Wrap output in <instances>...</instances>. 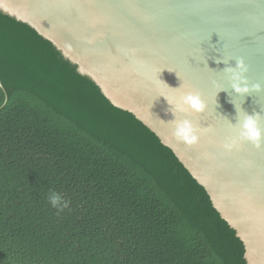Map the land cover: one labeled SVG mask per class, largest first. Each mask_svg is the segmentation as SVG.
<instances>
[{
  "label": "trees",
  "instance_id": "obj_1",
  "mask_svg": "<svg viewBox=\"0 0 264 264\" xmlns=\"http://www.w3.org/2000/svg\"><path fill=\"white\" fill-rule=\"evenodd\" d=\"M244 252L171 148L0 13V264H247Z\"/></svg>",
  "mask_w": 264,
  "mask_h": 264
},
{
  "label": "water",
  "instance_id": "obj_2",
  "mask_svg": "<svg viewBox=\"0 0 264 264\" xmlns=\"http://www.w3.org/2000/svg\"><path fill=\"white\" fill-rule=\"evenodd\" d=\"M0 13L50 40L171 148L242 240L247 264H264V147L240 138L237 118V109L259 113L264 132V0H0ZM238 61L246 94L227 71L240 72ZM187 93L203 113L167 102ZM176 119L193 123L198 144L174 137Z\"/></svg>",
  "mask_w": 264,
  "mask_h": 264
},
{
  "label": "clouds",
  "instance_id": "obj_3",
  "mask_svg": "<svg viewBox=\"0 0 264 264\" xmlns=\"http://www.w3.org/2000/svg\"><path fill=\"white\" fill-rule=\"evenodd\" d=\"M236 68L241 71L237 72L236 69L229 68L228 72L233 74V80L240 83H233V89L237 94H246L250 91L247 86L241 87L240 84L246 81L242 77L241 73L244 70L243 61H238ZM254 90L259 91L260 85H253ZM164 97V96H163ZM169 105L175 109L176 112L186 113H203L206 110L207 105L197 94L187 93L180 96L175 102H169ZM237 118L239 124V136L243 140L251 143L257 148L264 147V132L261 131L258 123L259 113L248 114L243 112L242 109H237ZM198 130L193 123L188 119H176L173 135L174 137L191 147L199 143ZM235 147V143H226L224 145L225 150L231 151ZM48 203L56 208L58 211H63L69 206V202L65 200L62 193L56 191L54 188L50 189L46 195Z\"/></svg>",
  "mask_w": 264,
  "mask_h": 264
}]
</instances>
